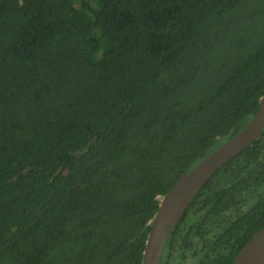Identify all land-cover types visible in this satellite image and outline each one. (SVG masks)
<instances>
[{"label":"trees","instance_id":"1","mask_svg":"<svg viewBox=\"0 0 264 264\" xmlns=\"http://www.w3.org/2000/svg\"><path fill=\"white\" fill-rule=\"evenodd\" d=\"M264 94V0H0V264H142L180 175ZM264 225V130L159 264H231Z\"/></svg>","mask_w":264,"mask_h":264},{"label":"water","instance_id":"2","mask_svg":"<svg viewBox=\"0 0 264 264\" xmlns=\"http://www.w3.org/2000/svg\"><path fill=\"white\" fill-rule=\"evenodd\" d=\"M264 130V94L248 123L183 172L160 198L159 208L150 222L142 264H159L164 243L176 222L186 212L192 198L225 161L239 153ZM231 264H264V225L239 250Z\"/></svg>","mask_w":264,"mask_h":264}]
</instances>
